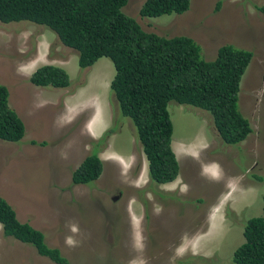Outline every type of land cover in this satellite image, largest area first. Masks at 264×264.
Listing matches in <instances>:
<instances>
[{
    "label": "rangeland",
    "instance_id": "374dc122",
    "mask_svg": "<svg viewBox=\"0 0 264 264\" xmlns=\"http://www.w3.org/2000/svg\"><path fill=\"white\" fill-rule=\"evenodd\" d=\"M143 3L128 0L123 11L146 32L192 38L206 60L222 45L252 52L240 80L239 110L253 132L240 144L225 145L206 111L170 103L180 167L173 182L150 184L133 129L119 121L98 154L103 171L93 190L73 186L71 173L90 143L113 126L108 98L113 65L101 58L81 72L77 55L50 30L29 22L0 23V84L25 125L20 143L0 142V196L70 264H233L245 224L262 216L264 12L256 7H264V0H190L184 14L157 18L140 17ZM43 64L64 69L70 87L31 85L28 78ZM210 164L215 176L208 177L202 169ZM151 188L161 197L146 196ZM40 257L32 247L3 237L0 226V264H51Z\"/></svg>",
    "mask_w": 264,
    "mask_h": 264
},
{
    "label": "trees",
    "instance_id": "16d2710c",
    "mask_svg": "<svg viewBox=\"0 0 264 264\" xmlns=\"http://www.w3.org/2000/svg\"><path fill=\"white\" fill-rule=\"evenodd\" d=\"M127 3L128 0H0L1 24L29 22L45 27L54 33L57 43L77 55L81 72L101 58L113 65L115 73L108 91L113 126L90 143L89 153L71 173V184L88 190H93L102 174L98 154L116 132L119 121L131 125L147 161L152 186L159 188L178 177L170 103L206 111L225 145L240 144L252 133L238 103L240 80L252 53L224 45L212 60H206L202 47L190 37L144 31L124 13ZM189 5L190 0H144L139 15H182ZM256 8L264 12V7ZM28 81L40 88L70 87L66 71L53 65L39 67ZM8 99L7 87L0 84V142L17 144L25 136V125L9 107ZM149 190L161 197L157 190ZM0 226L3 237L32 247L51 264H70L58 248L46 242L44 233L20 222L14 208L1 196ZM242 234L244 242L233 252V264H264V196L262 216L249 219Z\"/></svg>",
    "mask_w": 264,
    "mask_h": 264
},
{
    "label": "bare ground",
    "instance_id": "6f19581e",
    "mask_svg": "<svg viewBox=\"0 0 264 264\" xmlns=\"http://www.w3.org/2000/svg\"><path fill=\"white\" fill-rule=\"evenodd\" d=\"M41 54H42V49H40V55H41ZM37 57H38V56H36L35 58H37ZM35 58H34V59H35ZM36 61H38V60H36ZM39 63H41V62H39ZM40 65H41V64H40ZM96 108L99 109L98 106H96ZM193 145H196V144H193ZM197 145H198V144H197ZM197 145H196V146H197ZM172 148H173V144H172ZM193 150H195V148H193ZM173 151H174V153H175V155H176V157H177V159H178V156H179V154H177L178 152H177L176 150H174V149H173ZM197 157H198V156H196L195 158H197ZM100 158H101V157H100ZM117 160H118V159H117ZM178 161H179V160H178ZM210 165H211V164H210ZM210 165H205V167L207 166V167H209V168H204V169H202V174H203V175L210 177V175H211V173H212V172H211V169H210V168H211ZM148 180H149V179H148ZM149 182H150V181H149ZM168 184H169V183H168ZM163 185H165V184H163ZM160 186H162V185H160ZM160 186H159V187H160ZM148 195H150L151 197H153L152 194H151L150 192H146V196H148ZM153 199H154V198H153ZM213 224H214L215 227L217 226L215 222H213Z\"/></svg>",
    "mask_w": 264,
    "mask_h": 264
},
{
    "label": "clouds",
    "instance_id": "9594fccd",
    "mask_svg": "<svg viewBox=\"0 0 264 264\" xmlns=\"http://www.w3.org/2000/svg\"><path fill=\"white\" fill-rule=\"evenodd\" d=\"M190 7H191V5H189V9H190ZM189 9H188V11H189ZM222 46H224V45H222ZM236 47L241 48V47H239V46H236ZM242 49H245V48H242ZM245 50H248V49H245ZM248 51H250V50H248ZM250 52H251V51H250ZM251 53H252V52H251ZM45 58H46V59L49 58V53H47V54L45 55ZM43 65H52V64H43ZM43 65H42V66H43ZM53 66H55V65L53 64ZM40 67H41V66H40ZM37 69H38V68H37ZM34 71H35V70H34ZM32 74H33V73H32ZM32 74H31V75H32ZM31 75H30V76H31ZM29 78H30V77H29ZM29 78H28V80H29ZM239 91H240V87H239ZM238 103H239V96H238ZM21 120H22V119H21ZM250 126H251V125H250ZM252 132H253V130H252ZM100 136H101V135H100ZM147 168H148V167H147ZM211 169H212L211 172H213V171L215 172V166L211 165ZM147 171H148V169H147ZM214 172H213V173H214ZM214 176H215V173H214ZM214 178H217V177H214ZM148 179H149V178H148ZM167 184H168V183H167ZM147 192H149V191H147ZM140 237H141V235H140ZM69 243H71V240H69Z\"/></svg>",
    "mask_w": 264,
    "mask_h": 264
},
{
    "label": "flooded vegetation",
    "instance_id": "af4514ba",
    "mask_svg": "<svg viewBox=\"0 0 264 264\" xmlns=\"http://www.w3.org/2000/svg\"><path fill=\"white\" fill-rule=\"evenodd\" d=\"M152 196H153V198H157V196L154 195V194H152ZM114 200H115V198H114ZM128 223H129V219H128ZM131 234H132V232H131ZM143 251H144V250H143Z\"/></svg>",
    "mask_w": 264,
    "mask_h": 264
},
{
    "label": "crops",
    "instance_id": "0c3cea01",
    "mask_svg": "<svg viewBox=\"0 0 264 264\" xmlns=\"http://www.w3.org/2000/svg\"><path fill=\"white\" fill-rule=\"evenodd\" d=\"M211 226H213V228H214V224H213V222L211 223ZM213 236H214V233H213Z\"/></svg>",
    "mask_w": 264,
    "mask_h": 264
}]
</instances>
